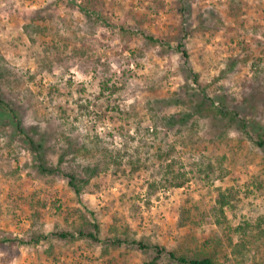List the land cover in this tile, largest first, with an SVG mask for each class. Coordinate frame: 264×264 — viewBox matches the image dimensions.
Listing matches in <instances>:
<instances>
[{
	"label": "rangeland",
	"instance_id": "374dc122",
	"mask_svg": "<svg viewBox=\"0 0 264 264\" xmlns=\"http://www.w3.org/2000/svg\"><path fill=\"white\" fill-rule=\"evenodd\" d=\"M0 92L81 187L40 172L0 107V240L27 241H0V264H177L156 244L264 264V150L218 112L264 132V0H0ZM215 187L232 190L224 225L249 224L231 244L207 216ZM86 219L100 242L49 235Z\"/></svg>",
	"mask_w": 264,
	"mask_h": 264
},
{
	"label": "trees",
	"instance_id": "16d2710c",
	"mask_svg": "<svg viewBox=\"0 0 264 264\" xmlns=\"http://www.w3.org/2000/svg\"><path fill=\"white\" fill-rule=\"evenodd\" d=\"M81 12H85L83 9H80ZM182 10V8H181ZM148 40L151 41H158V39H155L154 37L150 35H144ZM177 51L180 53L183 62H184V67H186L182 71L184 77L186 79L191 78V80L198 84V74L196 71H194L189 65V55L188 51L185 46V42L183 39L177 41L176 45ZM1 93V92H0ZM212 105L215 103V101L208 97L206 93H203L202 100L199 103V106L206 105V104ZM0 107L7 111L9 114L12 115V123L14 128H16L22 135H24V141L27 144V148L32 152L35 161L37 162L38 169L40 172H45V173H61L67 180H68V185L73 189V191L79 195L81 193V187L79 185V179L78 175L74 171H63L62 169L58 167H53L49 166L47 164V161L44 157L45 153L41 151V148L43 147L41 142H38L33 136L30 134L26 133L21 125V120L19 116L15 113L14 107H12L9 103H7L3 98L2 94H0ZM218 112L221 114V116L228 118V120L232 124H237L236 127L237 129L243 133L246 137L251 139L256 146H258L260 149L264 150V132L256 130L253 125L251 124V121L249 119H246L245 116L240 115L239 110L228 107L226 104H221L219 106ZM189 113H184L182 114L179 118H177L174 114L169 117V124L172 125L174 122H181L186 119V116H188ZM206 168L211 171L213 169L212 163L208 162L206 165ZM167 172H173L171 167L167 168ZM180 175H174L173 177H178ZM177 180V179H176ZM174 185L180 186L183 181H172ZM215 200L214 204H212L207 212V216L209 219H212L213 222L218 225L222 226L226 223L227 217L225 214V208H228L230 206V199L232 198V190L230 188L222 189L221 187H215ZM180 224H182L180 222ZM244 225H238L236 227H231L230 225H224V228L227 230V236H228V242L231 244L232 243V237L229 236L232 232H240L239 236L240 238L245 236V230L249 224L247 222L243 223ZM99 226L96 221H89L86 219V221H83L81 224H79L77 227H75L72 231H55L49 233L51 236H57L60 238H87L93 241L100 242V238L98 237L99 235ZM40 236L42 235H37L36 237H33V240L35 242H38L40 239ZM0 241H18L19 243L26 244L27 241H24L23 239H20L19 237H13V238H5L1 239ZM116 243H121L122 240L117 238L115 239ZM133 243L138 244L139 247L145 248L147 247L141 242H136L132 241ZM152 248L155 250L156 255L153 261H156L162 253H165L171 260L176 262L177 264H221L217 260L214 259V257L207 251L203 252H194L192 255H187L184 253H177L174 250H167L164 246L161 245H153ZM150 264V263H146Z\"/></svg>",
	"mask_w": 264,
	"mask_h": 264
}]
</instances>
